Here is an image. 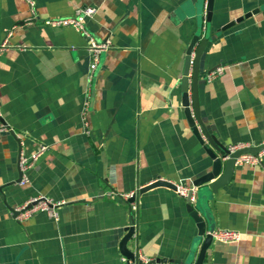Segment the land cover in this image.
<instances>
[{
	"label": "crops",
	"instance_id": "1",
	"mask_svg": "<svg viewBox=\"0 0 264 264\" xmlns=\"http://www.w3.org/2000/svg\"><path fill=\"white\" fill-rule=\"evenodd\" d=\"M31 1L33 15L25 0H0V46H9L0 50V118L10 128L0 132V264H123L119 243L129 226L132 253L193 264L197 229L185 199L168 188L139 189L158 178L189 187L209 172L202 128L225 148L264 143V0H213L205 24L207 0ZM87 6L95 14L86 30L110 47L100 55L85 128L87 42L44 21ZM199 23L207 43L198 117L193 102L191 116L200 140L182 110L180 86ZM219 67L222 75L207 83L206 74ZM189 90L192 98L191 77ZM40 145L48 150L18 185L20 154ZM214 181L197 189L193 206L205 232L212 224L237 231L240 240L212 241L203 264H264V160L234 165L211 192ZM130 193L135 210L119 196ZM36 196L61 203L57 221L45 213L14 220V208Z\"/></svg>",
	"mask_w": 264,
	"mask_h": 264
},
{
	"label": "built area",
	"instance_id": "2",
	"mask_svg": "<svg viewBox=\"0 0 264 264\" xmlns=\"http://www.w3.org/2000/svg\"><path fill=\"white\" fill-rule=\"evenodd\" d=\"M25 2L28 4L31 14L33 15V2L31 0H25ZM95 14V8L91 6H87L84 8H78L74 11L73 16L65 17V18H55V19H48L44 21V25L50 28H72L76 33L81 35L83 38H85L87 42V52L89 57V65L87 74L85 76V98L82 105V120L83 125L86 128L87 122H86V114L88 112L89 107V100H90V92L91 88L93 86L95 72L98 67L100 55L103 52H106L109 49V43L108 42H99L95 40L89 32L85 28V20L92 18ZM206 23V9H204L203 13V24ZM15 49L18 50H25L26 47L24 46H13ZM9 49V46L6 44V42H3L0 46V50H6ZM193 58H194V51L190 55V69L189 73L187 75V78L191 77V70L193 65ZM223 73V68L219 67L216 68L205 76V81L207 83L215 80L217 77L221 76ZM187 98H188V105L187 108L192 112V98H191V91L189 90L187 92ZM10 128L1 122L0 118V132H7ZM262 148L256 152V153H244L239 155L234 159V165L235 166H241L246 165L250 167H255L261 164V162L264 160V143L260 145ZM244 148H248L247 145L244 144H236L226 147L227 154L225 155L224 159H228L230 155L234 154L236 151L242 150ZM48 150V147L46 145H40L38 149L31 155L25 156L23 154H20L19 156V170L21 173V179L17 183L20 186H23L27 183V178L25 177V172L33 168L38 158L45 153ZM157 180V179H156ZM156 180L148 183L147 185L155 182ZM175 193L179 195L180 197L186 199L189 196V202L193 204L196 199V192L197 187L194 186H183L175 184ZM111 193H109L110 195ZM190 194V195H189ZM121 199L129 202V206L131 210H135V204L131 202L130 200L133 197V194H121L119 195ZM61 206V203H55L51 200L45 198L44 196H36V197H30L26 202H24L22 205L14 208V210L11 212V215L13 216L14 220L18 222H22L25 220H28L32 218L37 213H45L49 218H51L54 221L58 220V213L57 208ZM205 234L210 235L212 238V241L220 242L223 244H234L237 243L240 240V234L237 231L229 230V229H214L212 232H206ZM134 259H129L125 255H123L120 260L123 264H137V262L147 264L154 259H148L142 256L140 251L136 250L133 252Z\"/></svg>",
	"mask_w": 264,
	"mask_h": 264
},
{
	"label": "water",
	"instance_id": "3",
	"mask_svg": "<svg viewBox=\"0 0 264 264\" xmlns=\"http://www.w3.org/2000/svg\"><path fill=\"white\" fill-rule=\"evenodd\" d=\"M212 7H213V0H207V5L205 6L206 9V22H210L211 14H212ZM258 10H253L249 13H246L242 18L237 19L235 22L241 21L243 18H248L253 14H256ZM235 22H230L229 24L222 27V30H225L229 27H231ZM204 34V32H203ZM201 36V24L199 23L197 32L194 34L192 39L190 40L185 54L184 59V66H183V72H182V78H181V90L183 92V99L184 102H182V110L185 114V117L187 119V122L191 128H193V132L196 137L200 140V135L196 133L195 128V122L191 116V111L187 108L188 105V98H187V89H188V78L187 75L189 73L190 69V55L193 52L194 47L197 44V48L194 51V58H193V65H192V75H191V84H192V102H193V112L196 117H198V102H197V94H196V86H197V79H198V72H199V65H200V57L203 53V50L206 45V39L203 37V39L200 40ZM203 136L207 142V144L203 143V140L201 144L203 145V150L207 154L209 160L211 161V168L209 172L205 173L204 175L200 176L199 178L195 179L192 182V186L197 187L199 190L202 186L207 185L211 180L215 179L214 182L210 183L208 185V190L211 192H215L218 188L223 186L227 180L229 179L231 173L234 169V159L238 157L241 154L244 153H256L258 152L262 147H248L244 148L242 150L236 151L234 154L230 155L228 159H224L225 155L227 154L226 148L223 147L213 136L209 135L205 130L202 128ZM13 134V132H11ZM21 179V173L19 171L18 178L16 180V183H18ZM155 188H168L172 191H175L176 187L175 184L163 180L161 178H158L155 182L146 185L139 189V193L147 192L151 189ZM197 193V192H196ZM190 195V194H189ZM198 195V193H197ZM186 201V210L190 217L193 219L196 225L197 233L196 238L193 241V248L195 249L198 246V253L197 257L195 259V262L193 264H203L205 260V255L207 249L212 244V238L210 235L205 234V223L203 218H201L198 213L196 212V208L189 202V196L185 199ZM207 223L210 222V218L206 216ZM215 229L214 225H209L207 232H212ZM126 234L123 236L119 243V249L120 252L128 257L129 259H134L133 253L128 250L127 243L132 239V235L134 234V227L129 226L125 229ZM137 264H143L140 262H137ZM147 264H167L165 260L162 259H156L153 260Z\"/></svg>",
	"mask_w": 264,
	"mask_h": 264
}]
</instances>
